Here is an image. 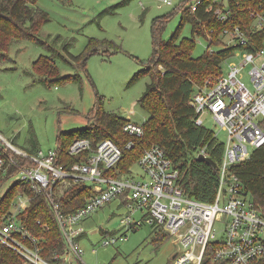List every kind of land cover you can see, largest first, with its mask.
<instances>
[{"label":"built area","instance_id":"1","mask_svg":"<svg viewBox=\"0 0 264 264\" xmlns=\"http://www.w3.org/2000/svg\"><path fill=\"white\" fill-rule=\"evenodd\" d=\"M159 1L172 5V0ZM201 1L190 3L191 9L196 10ZM221 1L220 6L210 5L207 9L218 19L227 20L228 3ZM252 16L255 29L264 26V10ZM223 34L226 43L245 45L247 42L238 26L223 29ZM209 39L208 34L206 40ZM235 52L222 61L230 60L228 71L213 81L207 79L202 85L194 86L190 100L197 125H203L202 117L209 114L220 125L218 131L227 134L226 142H222L223 155L217 167L218 187L212 202L184 194L177 184L178 170L156 144L145 148L136 161L138 175L130 168L129 173L117 177L104 174L117 164L122 154L121 148L111 139L100 141L95 148H91L87 138L74 139L68 146V153L75 155L86 151L87 156L83 162L67 167L57 163L55 148L29 152L0 132V173L6 174L10 167L15 168L12 182L30 184L36 193L45 195L68 245L65 255L68 262H74L73 256L79 258L80 250L74 239L84 233L81 222L116 198H120V202L127 200L124 204L129 208V214L122 217L121 223L129 222L134 211H145L142 216L145 222L161 226L168 235L175 236L180 248L174 253L173 264H201L207 247L211 248L212 260L219 264H257L264 260V217L254 208L250 193L231 169L233 164L248 158L253 149L264 144V39L256 51ZM257 58L263 59L257 61ZM248 64H251L248 70L251 88L241 79V70ZM123 131L135 137L144 133L142 124L130 119L124 123ZM213 134L217 137L214 131ZM134 145V141L129 140L124 148L130 150ZM199 154L207 155L204 148ZM75 184L92 186L94 193L83 206L64 212L57 198ZM29 200L25 192L15 197L0 225V241L18 251L25 258V264H53L41 256L40 239L32 236L17 217ZM217 220L224 222L219 239H216L214 228ZM139 224L135 222L129 227L133 229ZM124 239L125 233L118 237L110 234L101 243L109 245Z\"/></svg>","mask_w":264,"mask_h":264},{"label":"trees","instance_id":"2","mask_svg":"<svg viewBox=\"0 0 264 264\" xmlns=\"http://www.w3.org/2000/svg\"><path fill=\"white\" fill-rule=\"evenodd\" d=\"M37 1L0 0V55L8 52L14 41H33L49 51V54L41 55L33 61L35 81L48 85L57 82H80L79 73H60L55 58L62 57L71 63L70 60L62 56L49 40L41 39V28L49 21V16L46 10L37 5ZM227 3L230 10L227 20L218 19L212 10L207 9L210 5L214 8L220 6L221 0H202L196 10H192L189 4H183L180 21L167 39L162 38V32L170 14L155 17L151 31L152 55L144 68L131 80L148 78L138 99L141 108L148 113L142 124L143 135L135 137L124 132L123 125L128 119L115 113L104 112L98 101L92 111L89 125L58 132L55 148L57 163L69 167L86 159V151L75 155L68 153V146L74 139L87 138L91 148H95L104 139H111L121 148L122 154L117 164L105 170L104 174L118 177L130 172V168L145 148L156 144L164 150L173 168L178 170L177 184L184 194L197 200L212 202L218 187L217 167L221 163L224 146L211 129L195 123L196 112L190 103L191 94L194 86L202 85L207 79L213 81L221 75V64L225 58L236 50L256 51L260 49L264 39V26L255 29L252 25V13L264 10V0H227ZM119 4L103 10L102 13H111ZM185 23H189L191 27L189 37L180 36V30ZM234 26L243 31L247 40L245 45L225 42L223 29ZM208 34V45L218 49L206 50L203 54L194 56L196 37L206 39ZM59 38L56 36L54 39ZM94 43L95 41L89 40L81 53L69 55L79 68H84L88 56L96 51ZM3 59L4 57L0 56V61ZM129 140L134 141L135 145L126 150L124 145ZM202 148L217 167L197 159V153ZM231 169L250 193L254 208L264 217V144L253 149L248 158L233 164ZM15 172L16 169L10 167L6 174L0 173V190ZM23 192L30 200L17 217L32 236L40 239L41 256L53 264H80L75 260L70 263L65 259L68 245L55 214L45 195L36 193L30 184L11 182L0 195V225L9 213L15 197ZM93 193L92 186L75 184L58 197L57 201L62 205V211L70 212L83 206ZM126 201L122 200L121 204ZM155 234L156 244L168 236L162 230L156 231ZM55 256L59 258L55 259ZM25 261L18 251L0 241V264H25ZM201 264H219L212 260L211 248L207 247L205 250ZM257 264H264V260Z\"/></svg>","mask_w":264,"mask_h":264},{"label":"rangeland","instance_id":"3","mask_svg":"<svg viewBox=\"0 0 264 264\" xmlns=\"http://www.w3.org/2000/svg\"><path fill=\"white\" fill-rule=\"evenodd\" d=\"M194 2L172 0V5H167L159 0H38L37 5L49 16V21L41 28V39L49 40L72 63L57 56L55 62L60 73H79L81 80L49 85L35 81L33 61L49 51L30 40L14 41L9 51L0 55L4 57L0 61V132L24 150L56 148L59 131L89 125L98 101L104 112L143 124L148 113L141 108L138 99L148 78L131 80L152 55L153 19L170 14L162 32V38L167 39L180 21L181 6ZM117 4L111 13H102ZM190 31L189 23H185L180 36L189 37ZM56 36L59 40L54 39ZM89 40L95 41L96 51L88 56L84 68H79L69 55L81 53ZM217 49L209 46L204 37H196L193 55ZM262 59L257 58V61ZM228 61L221 64L223 73L228 71ZM250 67L248 64L241 70V79L251 88ZM202 121L221 142H226L227 134L218 131L220 125L209 114L204 115ZM131 170L135 175L140 172L137 164H133ZM12 181L10 178L5 182L0 195ZM119 200L106 203L81 222L84 233L74 239L80 250L79 258L71 254L74 260L80 264H173V255L180 248L175 236L166 235L156 244V231H164L161 226L142 219L145 211L136 210L129 222L121 223L122 217L129 214V208ZM135 222L140 224L130 228ZM223 227L224 222H215L216 239L221 238ZM123 233L122 241L101 243L110 234L118 237Z\"/></svg>","mask_w":264,"mask_h":264},{"label":"water","instance_id":"4","mask_svg":"<svg viewBox=\"0 0 264 264\" xmlns=\"http://www.w3.org/2000/svg\"><path fill=\"white\" fill-rule=\"evenodd\" d=\"M197 159H199V160H204V161H206V162L212 164L214 167H217V164H216V163H215V162H214L209 156H207V155L199 154V155L197 156ZM173 258H174V255H173Z\"/></svg>","mask_w":264,"mask_h":264},{"label":"crops","instance_id":"5","mask_svg":"<svg viewBox=\"0 0 264 264\" xmlns=\"http://www.w3.org/2000/svg\"><path fill=\"white\" fill-rule=\"evenodd\" d=\"M119 203H121V202L119 201ZM80 236H81V235H80ZM80 236H79V237H80ZM92 251H94V249H93Z\"/></svg>","mask_w":264,"mask_h":264}]
</instances>
